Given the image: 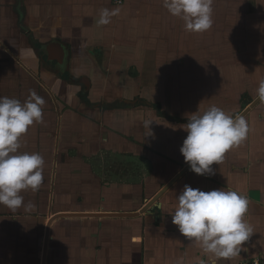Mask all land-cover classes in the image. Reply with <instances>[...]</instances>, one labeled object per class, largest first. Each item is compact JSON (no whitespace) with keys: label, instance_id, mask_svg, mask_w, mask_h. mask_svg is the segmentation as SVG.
Masks as SVG:
<instances>
[{"label":"crops","instance_id":"1","mask_svg":"<svg viewBox=\"0 0 264 264\" xmlns=\"http://www.w3.org/2000/svg\"><path fill=\"white\" fill-rule=\"evenodd\" d=\"M103 9L119 12L102 25ZM212 19L209 30L189 32L164 0H0V97L24 102L35 91L45 101L43 121L21 137L19 152L34 150L30 136L36 134H45L36 139L37 150L51 138L61 142L68 112L90 134L83 140L96 144L120 141L139 150L146 131L154 141L156 134L167 138L164 147L162 137L157 142L166 152L155 153L165 179L157 187L146 178L113 187L98 174L86 186L81 178L62 182L61 153H39L40 187L23 190L24 205L14 211L0 205V264H240L264 258V102L257 94L264 78V0H214ZM195 54L207 63L197 70L213 80L200 86L198 97L177 102L172 95L184 85L193 88L198 77ZM210 61L222 65L211 68ZM146 94L159 95L158 101H145ZM211 106L244 116L248 132L212 173L200 175L180 148L188 119ZM84 167L88 172L89 164ZM185 185L248 199L243 219L252 232L239 255L207 253L172 223Z\"/></svg>","mask_w":264,"mask_h":264},{"label":"clouds","instance_id":"2","mask_svg":"<svg viewBox=\"0 0 264 264\" xmlns=\"http://www.w3.org/2000/svg\"><path fill=\"white\" fill-rule=\"evenodd\" d=\"M213 3L214 0H164L169 13L180 17L189 32H205L213 26ZM118 12L119 9H103L99 23L108 24ZM257 94L264 102V78L259 81ZM44 104V99L35 91L24 102L0 97V205L13 211L24 205L21 192L29 188L37 190L43 181V157L36 152H19V149L20 139L29 127L43 121ZM196 113L184 128L187 136L180 151L191 170L204 175L212 173L211 166L246 137L248 124L244 116H230L217 106L209 107L203 114ZM248 203L236 191L205 192L185 185L172 223L205 252L229 259L239 255L240 246L252 232L243 219Z\"/></svg>","mask_w":264,"mask_h":264},{"label":"rangeland","instance_id":"3","mask_svg":"<svg viewBox=\"0 0 264 264\" xmlns=\"http://www.w3.org/2000/svg\"><path fill=\"white\" fill-rule=\"evenodd\" d=\"M230 50H233V47L229 46ZM195 54V58L193 60V66L195 67V75L198 77H194V87L193 88H186L185 85L182 88H179V92L176 95H172L173 98L177 99L178 101H181V103L185 100L187 97H198L197 92L200 91V86L204 83H209V79L213 80L212 78H209L207 75V72L201 73L197 70L198 67H201V65H205L207 63H204L205 61L198 60L199 57ZM188 63H184L186 66ZM211 68L214 66V64L222 65V63H217L216 61H210L209 63ZM228 64V63H226ZM190 65V61L189 64ZM207 67V66H206ZM205 70V69H204ZM181 71H179V74L181 76ZM181 81L183 80V77L181 76ZM202 79H204L202 81ZM208 79V80H207ZM216 80V78H215ZM180 81V82H181ZM202 81V82H201ZM184 83V80L182 81ZM201 82V83H200ZM186 89H188V93L185 92ZM182 90V91H181ZM144 96V100H154L158 101L159 95L156 94H146L142 95ZM180 104V103H179ZM62 105L67 107V103H63ZM185 105V103L181 104ZM80 106V105H78ZM65 111V110H64ZM60 111L59 112H64ZM60 114V113H59ZM147 119L154 118V115L152 112H147ZM68 120L66 119L67 123L65 126H63V136L61 135L60 138L61 142L55 141L57 143L53 142V139L46 141V144L44 148L38 149L36 148V139L38 137H45L44 135L37 136L33 135L30 136L31 138L35 139L33 142L35 147L34 150L29 153H61V159L60 161V168L64 174L61 176L62 182H79V179L81 178V182H83V185L86 186L87 182L89 180L93 179L94 174H98L100 176L99 179L102 180V182H106L109 184H113V187H116L117 185L124 187L127 185H132L137 182L142 181L144 178H146L148 185H152V187H157L161 183L165 181V179H160L161 174L164 176V165H160L155 162L158 153H166L165 151L161 150L162 148L159 146V143L157 144L158 140L162 137L163 147L166 145L165 140H167L166 136H158L156 134L154 141V136L150 134L148 131H146V141L142 142L141 145H143L142 149L137 148V150L133 149L132 145L129 144V147H125V142L117 141L114 142H99L96 144L95 141H89L86 139L87 137L90 138V134L88 133L87 129L83 127L82 129L79 127V122L75 120L76 116L74 113L68 112ZM76 119H79L78 117ZM163 126V127H162ZM162 126H159L162 128V132L166 129L165 124ZM105 134L106 131H105ZM82 136V137H81ZM126 139L127 136L123 135ZM85 140H83V138ZM113 137L116 140H121V136L119 135H111L110 139H113ZM119 138V139H118ZM123 140V139H122ZM103 141V140H102ZM81 145V153H79L78 146ZM99 148V149H98ZM98 149V151H97ZM170 150V149H169ZM20 152H27L25 150ZM141 153V154H139ZM146 153V154H144ZM156 153V154H155ZM81 155V156H80ZM62 161H68L67 163H63ZM56 163V161H55ZM89 164V170L86 172L84 165ZM54 165V164H53ZM160 165V166H159ZM58 167V166H57ZM56 169V168H55ZM58 170V168H57ZM80 170L82 171V175H79ZM92 170V171H91ZM166 178V176H165ZM116 183V184H115ZM121 184V185H120ZM153 190V188H151ZM125 190V189H123ZM88 191V190H87Z\"/></svg>","mask_w":264,"mask_h":264},{"label":"built area","instance_id":"4","mask_svg":"<svg viewBox=\"0 0 264 264\" xmlns=\"http://www.w3.org/2000/svg\"><path fill=\"white\" fill-rule=\"evenodd\" d=\"M114 4L119 5V4H123L125 2V0H112ZM192 264H200V263H192ZM240 264H264V258L261 259H255L252 261H245L243 263Z\"/></svg>","mask_w":264,"mask_h":264},{"label":"bare ground","instance_id":"5","mask_svg":"<svg viewBox=\"0 0 264 264\" xmlns=\"http://www.w3.org/2000/svg\"><path fill=\"white\" fill-rule=\"evenodd\" d=\"M66 214H68V213H66Z\"/></svg>","mask_w":264,"mask_h":264},{"label":"trees","instance_id":"6","mask_svg":"<svg viewBox=\"0 0 264 264\" xmlns=\"http://www.w3.org/2000/svg\"><path fill=\"white\" fill-rule=\"evenodd\" d=\"M160 107V106H159Z\"/></svg>","mask_w":264,"mask_h":264},{"label":"water","instance_id":"7","mask_svg":"<svg viewBox=\"0 0 264 264\" xmlns=\"http://www.w3.org/2000/svg\"><path fill=\"white\" fill-rule=\"evenodd\" d=\"M159 211V210H158Z\"/></svg>","mask_w":264,"mask_h":264}]
</instances>
